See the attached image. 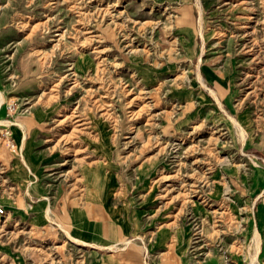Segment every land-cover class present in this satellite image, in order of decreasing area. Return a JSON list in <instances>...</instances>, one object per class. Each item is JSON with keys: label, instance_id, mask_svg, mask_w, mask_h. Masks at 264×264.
I'll return each instance as SVG.
<instances>
[{"label": "rangeland", "instance_id": "obj_1", "mask_svg": "<svg viewBox=\"0 0 264 264\" xmlns=\"http://www.w3.org/2000/svg\"><path fill=\"white\" fill-rule=\"evenodd\" d=\"M2 98L0 264H264V0H0Z\"/></svg>", "mask_w": 264, "mask_h": 264}, {"label": "crops", "instance_id": "obj_2", "mask_svg": "<svg viewBox=\"0 0 264 264\" xmlns=\"http://www.w3.org/2000/svg\"><path fill=\"white\" fill-rule=\"evenodd\" d=\"M186 10L191 8V5L185 6ZM210 80L209 78L206 79ZM211 82V81H210ZM30 195L36 193L30 192ZM106 192L101 194L103 197ZM117 208L110 206L108 208L103 207L100 203L90 202L88 206H79L71 214V234L76 239L86 245L96 247H106L113 245L115 238L118 235L119 229L124 230L121 224L118 223ZM163 239L161 235H156L152 247L156 245L157 251L153 254V264H182V258L179 253H174V260H167V252L160 251ZM152 253V252H150ZM129 254V253H128ZM128 254H123V261L118 264H149L145 261L142 255L135 251V254L129 258ZM98 264H116L115 262L109 263L106 260L98 259ZM91 261L90 264H97ZM189 264V263H188Z\"/></svg>", "mask_w": 264, "mask_h": 264}, {"label": "bare ground", "instance_id": "obj_3", "mask_svg": "<svg viewBox=\"0 0 264 264\" xmlns=\"http://www.w3.org/2000/svg\"><path fill=\"white\" fill-rule=\"evenodd\" d=\"M3 97H4V95H3ZM5 98H6V97H5ZM3 101H5V100H3V98H2V101H1L0 103H2ZM0 105H1V104H0ZM33 120H34V119H33ZM19 124H20V125H23L22 123H19ZM236 125H237V124H236ZM237 126H238V125H237ZM238 127H239V126H238ZM239 131H240V130H239ZM242 132H243V134H244L243 137H244V140H245V139H246V133H245L244 131H242ZM247 136H248V135H247ZM247 142H248V141H247ZM256 164H257V163H256ZM255 174H256V175H255V176H256V177H255V178H256V181H257V182H258V181H261V180H262V176H261L262 174H261V172H260L259 169L256 170V173H255ZM255 178H254V179H255Z\"/></svg>", "mask_w": 264, "mask_h": 264}, {"label": "built area", "instance_id": "obj_4", "mask_svg": "<svg viewBox=\"0 0 264 264\" xmlns=\"http://www.w3.org/2000/svg\"><path fill=\"white\" fill-rule=\"evenodd\" d=\"M4 213V209L3 207L0 206V214ZM189 264H208L206 261L204 260H199L196 259L195 257L189 262ZM225 264H230L228 262H226Z\"/></svg>", "mask_w": 264, "mask_h": 264}]
</instances>
